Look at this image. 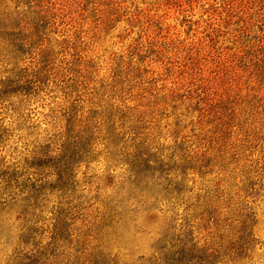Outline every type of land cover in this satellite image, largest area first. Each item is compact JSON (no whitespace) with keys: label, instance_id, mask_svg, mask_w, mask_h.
<instances>
[{"label":"trees","instance_id":"trees-1","mask_svg":"<svg viewBox=\"0 0 264 264\" xmlns=\"http://www.w3.org/2000/svg\"><path fill=\"white\" fill-rule=\"evenodd\" d=\"M151 1H206L204 26L169 43L162 69L145 16L99 80L81 13L96 11V37L125 16L124 0H0V264H122L120 225L159 214L168 224L141 264L252 259L264 0ZM126 15L131 33L144 14Z\"/></svg>","mask_w":264,"mask_h":264},{"label":"rangeland","instance_id":"rangeland-1","mask_svg":"<svg viewBox=\"0 0 264 264\" xmlns=\"http://www.w3.org/2000/svg\"><path fill=\"white\" fill-rule=\"evenodd\" d=\"M151 0H124V7L122 11L123 16L121 21L115 23L113 29L102 30L96 37L94 26L98 19L96 11L90 5H85L86 12L81 13V24L84 25L82 29L88 34L85 36V41L88 42L85 48L87 56L92 58L93 77L102 79L107 76V68L110 58L123 57L126 49L129 45L134 43L135 39L140 38L141 28L145 19V16L154 18L155 24L151 28L153 31L152 37L154 38L157 47L165 52L164 55H160L159 59L162 60V69L164 64L171 61L173 57V51L169 44L172 40L177 42L191 41L194 35H197L199 31V24H202V5L206 1L194 3L193 6L183 5L181 8H170L161 11H156V6L152 4ZM148 9L150 11H144ZM126 12V13H124ZM126 14L143 15L144 18L135 25L132 32L129 33V26L124 21ZM201 31V30H200ZM84 35V34H83ZM147 38H144L146 40ZM148 40V39H147ZM150 56L148 61L153 58L151 52L146 54ZM180 56V55H179ZM157 64H152V68L157 67ZM161 69V68H160ZM166 73V72H164ZM86 194V193H85ZM255 212L257 213V223L254 228L255 237L257 239L256 248L252 255V259L247 264H264V193L261 192L254 204ZM134 221L123 222L118 230L119 237L118 242L122 243L124 248L121 251L122 264H141L138 259L140 257L148 258L153 253V247L157 244L160 236L161 229L165 228L168 224L166 217L159 214L153 221H145L142 216L136 218ZM47 225V222H46ZM47 235V234H45ZM120 239V241H119ZM47 242V239L44 240ZM117 244L111 247L113 254L117 253Z\"/></svg>","mask_w":264,"mask_h":264}]
</instances>
